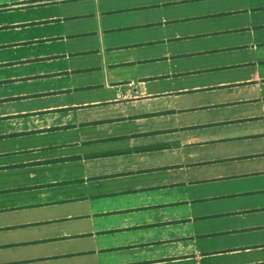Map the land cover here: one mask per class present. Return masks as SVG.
<instances>
[{"label":"crops","instance_id":"obj_1","mask_svg":"<svg viewBox=\"0 0 264 264\" xmlns=\"http://www.w3.org/2000/svg\"><path fill=\"white\" fill-rule=\"evenodd\" d=\"M109 1L0 0V264H264V0ZM144 98L178 160L108 147L147 134L131 117L104 136L76 116ZM224 198L241 206L193 209ZM212 217L218 247L194 228Z\"/></svg>","mask_w":264,"mask_h":264},{"label":"rangeland","instance_id":"obj_2","mask_svg":"<svg viewBox=\"0 0 264 264\" xmlns=\"http://www.w3.org/2000/svg\"><path fill=\"white\" fill-rule=\"evenodd\" d=\"M205 1H213V0H205ZM110 3L109 0H100V5L105 4L108 5ZM71 4V3H70ZM75 4V3H73ZM74 6V5H73ZM89 8V6H86ZM67 8V7H66ZM69 9V8H67ZM75 9H79V6ZM73 9V11H77ZM55 9H52L50 11V14L55 13ZM239 11L230 12L229 15H238ZM48 30V29H45ZM225 40V39H223ZM219 43L218 41H213V43ZM214 43V44H215ZM47 48L46 46H44ZM48 50L50 52L59 51V44L58 43H52L51 46H49ZM84 60H87L86 58ZM220 61H224V57L219 58ZM54 63V62H53ZM56 64H51L41 62L37 64V68L39 70L48 71L52 68H59L62 67L63 61L60 60L59 62H55ZM72 63V61H71ZM77 63V62H76ZM54 83V84H53ZM51 86H58L60 82H53L50 81L46 83L47 87ZM160 85V84H159ZM154 86L153 89H160V86ZM164 85V84H163ZM162 87V86H161ZM131 88V87H130ZM125 88V89H130ZM100 91H95V93L92 92H86V93H80L73 95L71 97L72 101L76 102H82V101H89L91 99H98L102 100L106 97L107 91H103L101 93H98ZM133 96L132 91L130 90V94L128 95L127 92H123L121 95L116 97V99L119 102H124L127 100H130ZM69 101V100H68ZM163 102L167 103L166 100H159L158 98H144L136 100L129 104H122L115 107H111L108 105H97V106H86L83 108H80L76 110V116L81 119L91 121H100L101 123L97 125L93 129V133L97 132L99 135L107 136L109 133H113L114 128L110 127L106 123H102L105 120L113 119V118H132V122L130 127H135L138 131L147 132V134L139 135L138 137H135L134 140H123L119 142L118 144L113 141L104 142L107 144L108 147H121L126 148L129 146H135V147H141L144 148H152L149 152H142L140 154H143L142 157H137L136 162L140 163H160L162 161H176L181 157V154L183 153L182 150L179 148H173L172 145H176L177 142V134L173 130V125L175 124L173 118L171 116L165 117L166 115L162 113H158V105L163 104ZM172 118V119H170ZM109 126V127H108ZM112 131H111V130ZM120 141V140H118ZM186 153V151H185ZM254 196V195H253ZM246 197V196H242ZM233 199L230 198H224L219 199L217 202L215 201H208V202H195L194 203V211L198 212V210H207V213L215 215L212 213L214 211V207L221 208V206H241L239 203V200L233 201ZM243 202L245 200L243 199ZM222 203V204H221ZM258 204H264V199H261V202H256ZM247 205V204H245ZM262 212V213H261ZM259 213V217L261 218V222L264 223V210ZM218 217H212V218H204L201 220H196V223L194 224V228H200V230L209 231L210 234L215 233L216 227L219 225H226L227 220L224 218H220V220H217ZM228 224V223H227ZM210 245L211 247H218L220 243L218 241L219 238L216 235H210ZM202 239V238H201ZM221 242V241H220Z\"/></svg>","mask_w":264,"mask_h":264}]
</instances>
